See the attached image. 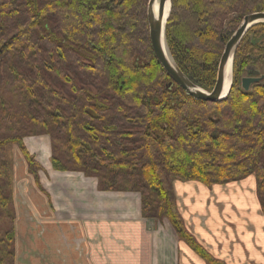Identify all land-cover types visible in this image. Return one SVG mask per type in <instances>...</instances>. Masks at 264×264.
Wrapping results in <instances>:
<instances>
[{"label":"trees","instance_id":"obj_1","mask_svg":"<svg viewBox=\"0 0 264 264\" xmlns=\"http://www.w3.org/2000/svg\"><path fill=\"white\" fill-rule=\"evenodd\" d=\"M169 2V52L211 91L225 42L264 0ZM146 4L0 0V264H15L13 146L40 187L29 137L48 136L53 170L93 177L99 191L138 193L141 215L167 219L207 264L224 263L185 228L173 181L209 187L254 176L264 216V85L240 86L247 66L264 67V23L241 38L226 97L198 100L156 59Z\"/></svg>","mask_w":264,"mask_h":264},{"label":"crops","instance_id":"obj_2","mask_svg":"<svg viewBox=\"0 0 264 264\" xmlns=\"http://www.w3.org/2000/svg\"><path fill=\"white\" fill-rule=\"evenodd\" d=\"M35 138L46 140V165L37 160L36 146H28ZM24 143L43 170L39 187L25 162L17 167L13 161L15 264H207L167 219L141 215L138 193L99 191L93 177L53 170L48 136ZM172 188L185 228L212 257L264 264L255 178L209 187L176 180Z\"/></svg>","mask_w":264,"mask_h":264},{"label":"water","instance_id":"obj_3","mask_svg":"<svg viewBox=\"0 0 264 264\" xmlns=\"http://www.w3.org/2000/svg\"><path fill=\"white\" fill-rule=\"evenodd\" d=\"M158 1V10L155 13V11L153 10V4L155 0H147L146 21L150 46L163 70L176 85L181 87L186 94L193 97L194 99L214 102L225 98L231 86V67L236 48L241 38L249 28L256 24L264 23V11L252 12L244 15L241 18L238 26L223 46L217 65L215 84L211 91H206L192 83L179 69V67L173 60L169 52L165 37V23L168 17L169 9L164 21L161 14L163 5L166 1L169 2V0ZM163 47L165 53L163 51ZM228 66H230V84L226 93L222 95ZM258 73L259 71L253 69V67H249L246 69L245 76L241 77L240 79V86L242 90L247 91L252 83L258 82L261 78L264 77L263 75L256 76Z\"/></svg>","mask_w":264,"mask_h":264},{"label":"rangeland","instance_id":"obj_4","mask_svg":"<svg viewBox=\"0 0 264 264\" xmlns=\"http://www.w3.org/2000/svg\"><path fill=\"white\" fill-rule=\"evenodd\" d=\"M261 83L264 85V79L261 80ZM45 141H42L41 138L40 139H38V138L37 139L36 138L35 139H27V143H28V146H30V148L34 149L33 146H36L37 149H34V150H36L37 160L40 161L44 165H46V159L48 157V152H49L48 151L49 148L47 147V143ZM11 154H12V161H14L15 165L17 167L21 166L23 164L24 160H23V158H21L16 147L13 146V148L11 149ZM252 177L255 178L254 176H252ZM42 179H44V178L42 177ZM43 185H45V179L43 180ZM24 262H25L24 264H31V262H29V259H26Z\"/></svg>","mask_w":264,"mask_h":264},{"label":"bare ground","instance_id":"obj_5","mask_svg":"<svg viewBox=\"0 0 264 264\" xmlns=\"http://www.w3.org/2000/svg\"><path fill=\"white\" fill-rule=\"evenodd\" d=\"M158 3H159V1L155 0V2L153 4V10L155 11V13L158 10ZM168 9H169V2L166 1L165 4L163 5V8L161 9V14H162L163 21H164L166 15L168 13ZM163 51L165 53L164 47H163ZM229 84H230V66H228V69H227L222 95H224L226 93V91H227V89L229 87Z\"/></svg>","mask_w":264,"mask_h":264},{"label":"flooded vegetation","instance_id":"obj_6","mask_svg":"<svg viewBox=\"0 0 264 264\" xmlns=\"http://www.w3.org/2000/svg\"><path fill=\"white\" fill-rule=\"evenodd\" d=\"M248 67H249V66H248ZM246 69H247V68H246ZM263 71H264V69H261V70H260V74H262Z\"/></svg>","mask_w":264,"mask_h":264}]
</instances>
